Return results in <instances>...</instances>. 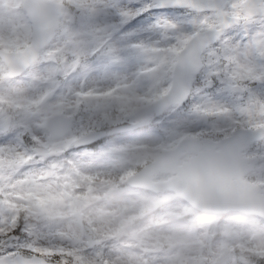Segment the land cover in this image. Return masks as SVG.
<instances>
[{"label":"rangeland","instance_id":"rangeland-1","mask_svg":"<svg viewBox=\"0 0 264 264\" xmlns=\"http://www.w3.org/2000/svg\"><path fill=\"white\" fill-rule=\"evenodd\" d=\"M58 1L65 4L64 13L38 59L13 78L7 77V67L0 59V90L5 89L7 96L0 101V134L20 131L16 128L18 111L13 110L14 93L8 91L15 90V83L29 84L34 90L29 86L26 90L34 93L21 105L43 109L40 122L47 147L45 181L35 189L30 185L36 176H43L41 164L35 166L32 159L19 162L12 153L0 157V221L11 215L13 221L26 223L35 233L39 255L57 263L259 264L264 260L261 219L207 215L176 200L171 191L151 193L121 184L146 159L156 158L160 148H170L183 137H223L236 127L264 124L257 120L232 127L211 110H202L209 118L203 122L199 115L178 112L174 106L155 116L150 105L167 91V86L157 90L153 83L158 65L151 59L163 50L155 46L158 37H152L151 43L145 37L141 44V38L128 40L115 34L117 21L106 14L111 0ZM30 31L21 0H0V49L22 50L31 41ZM114 37L127 45L135 43L144 53L142 64L136 61L120 71L123 65L118 63L117 50L108 47ZM254 47L263 48L264 40L256 39ZM103 64L110 66L96 70ZM34 77L40 79L37 84H32ZM50 91H54L51 97L42 101ZM57 113L72 117L73 125L68 133L51 140L45 123ZM143 121L147 124L137 130H118ZM91 131L103 135L96 141L98 147L74 146L75 138ZM31 136H25L29 147L33 141L39 143ZM245 154L259 156L264 163V140ZM34 158L42 161L43 155ZM170 177L158 174L155 180ZM247 178L264 188V167L257 166ZM33 191L44 192L43 203L34 201ZM86 235L92 238L91 247Z\"/></svg>","mask_w":264,"mask_h":264},{"label":"snow or ice","instance_id":"snow-or-ice-1","mask_svg":"<svg viewBox=\"0 0 264 264\" xmlns=\"http://www.w3.org/2000/svg\"><path fill=\"white\" fill-rule=\"evenodd\" d=\"M106 14L128 40L141 38L143 44L145 37L149 43L158 37L155 46L163 50L151 59L158 65L153 83L157 90L167 86L165 100L178 112L211 110L232 127L264 124V48L254 47L256 39L264 40V0H111ZM186 41L182 54L174 55ZM143 54L135 43L116 53L123 66ZM86 146L95 149L98 143ZM39 148L38 141L29 147L23 133L0 134V157L21 149L39 155ZM34 236L11 215L0 221V264H51L40 257Z\"/></svg>","mask_w":264,"mask_h":264},{"label":"water","instance_id":"water-1","mask_svg":"<svg viewBox=\"0 0 264 264\" xmlns=\"http://www.w3.org/2000/svg\"><path fill=\"white\" fill-rule=\"evenodd\" d=\"M24 6L34 23V40L40 35L44 37L43 43L39 45L41 47L53 34L56 27L55 12L60 5L52 0H24ZM35 56L36 53L28 59L26 65ZM10 74L17 72L11 70ZM168 104L165 97L159 100L155 104L156 112H161ZM69 127L70 120H67L60 133L66 132ZM263 136L264 128L253 132L236 130L232 136L217 143L211 140H204L203 144L182 141L178 147L165 151L157 161L148 164L142 172H147L148 181L158 171L176 173L177 176L163 186L174 190L179 197L201 210L224 212L228 206L229 210L264 214V193L260 194L256 185L243 180V175L251 166L247 164L249 160L240 156L243 148ZM215 147H219V150H215ZM182 148L197 155L189 158V163L177 166ZM147 185L158 189L149 183ZM41 264H44L43 260Z\"/></svg>","mask_w":264,"mask_h":264},{"label":"bare ground","instance_id":"bare-ground-1","mask_svg":"<svg viewBox=\"0 0 264 264\" xmlns=\"http://www.w3.org/2000/svg\"><path fill=\"white\" fill-rule=\"evenodd\" d=\"M115 32H117L115 29H114ZM57 44L59 46H62V43L61 42H57ZM125 45H127V43L120 39V38H116L113 43H111L108 47L110 50L113 49V47L116 48V50L120 49V48H123ZM138 63H141V58L139 57V59L137 60ZM124 67V66H123ZM122 68V67H121ZM26 88H28L26 85L24 86V84L22 83H15L14 84V89L15 90H9L8 93L11 94V92L14 93L17 92L18 94L14 95V108L13 110L16 112L18 110V108L20 107V104L22 102L23 99H28L30 97L31 94L34 93V91H31V90H26ZM18 89H24L23 92L25 91V94L23 92H21L20 90ZM34 90V89H33ZM6 93V90L5 89H1L0 90V101H1V98H7V96L5 95ZM43 109H38V108H34L32 109V120L30 122V120H24L23 118V115L21 114V112H16L15 113V116L17 118V121H16V128H22L23 126H26L23 131H19V133H23V134H27V133H31L32 134V138L33 139H38L39 140V144H40V148H39V152L40 154L43 155V158L46 154V151H47V147L45 146V139L43 137V131L41 129V122H40V114L42 113ZM114 114V112H113ZM100 113H98L95 117V119H98ZM30 139V138H28ZM15 160H18L19 162H22L25 160V159H28V157L22 155V152L19 151V152H15V153H12ZM43 166H44V162L42 163ZM37 165V164H36ZM37 171V168L36 170ZM45 180V177H44V173H43V178H39V177H35L34 178V184L30 185V188L31 187H34V189L38 186L39 183L41 182H44ZM65 183H68V181H66ZM79 189V188H77ZM33 193V199L35 202H41L43 203L44 202V192L41 191V192H32ZM31 195V193L29 192V196ZM26 200H29L28 197H26Z\"/></svg>","mask_w":264,"mask_h":264}]
</instances>
